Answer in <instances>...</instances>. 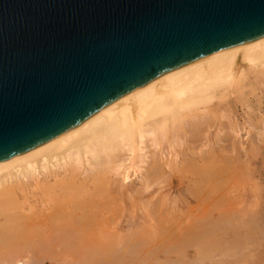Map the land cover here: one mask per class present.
<instances>
[{
	"label": "bare ground",
	"instance_id": "6f19581e",
	"mask_svg": "<svg viewBox=\"0 0 264 264\" xmlns=\"http://www.w3.org/2000/svg\"><path fill=\"white\" fill-rule=\"evenodd\" d=\"M257 92L264 94V35L166 70L53 138L0 161V264H134L132 260L136 264H230L246 248L250 256L251 250L256 251V258L259 250H254L255 244L249 247L255 231H243L251 223L248 218L257 217L260 203L252 199L257 209L252 204L249 210L257 212L246 210L248 220L243 215L245 222L240 218L242 224L236 223V212L230 211L233 205L241 206V201H235L241 198L232 189L239 190L242 183L230 181V176L237 168L240 171V165L230 166L233 148L226 150L231 152L229 157L223 145L227 140L217 137L227 127L221 121L229 119L231 105L249 109L250 98ZM212 133L218 152L211 148ZM228 144L234 147L235 141ZM228 165L230 172L225 170ZM225 173L232 178L227 177L230 190L226 183L220 186ZM183 180L191 184L185 186L187 199L202 210L194 204L192 209L200 213L191 210L194 216L176 219L166 215L171 209L162 211L167 199L164 189L165 184L174 188ZM135 183L138 197L152 195L153 202H140L139 211L147 214L148 228H153L134 240L132 227L133 249L125 247L130 241L126 233L122 238L128 240L117 248L122 232L114 234L107 215L112 209L127 212L133 206L126 197ZM221 187L227 188L228 195L233 192L230 199ZM234 193L238 195L233 199ZM204 204L207 208H202ZM115 257L131 261L117 263Z\"/></svg>",
	"mask_w": 264,
	"mask_h": 264
},
{
	"label": "water",
	"instance_id": "95a60500",
	"mask_svg": "<svg viewBox=\"0 0 264 264\" xmlns=\"http://www.w3.org/2000/svg\"><path fill=\"white\" fill-rule=\"evenodd\" d=\"M261 35L264 0H0V161Z\"/></svg>",
	"mask_w": 264,
	"mask_h": 264
},
{
	"label": "rangeland",
	"instance_id": "374dc122",
	"mask_svg": "<svg viewBox=\"0 0 264 264\" xmlns=\"http://www.w3.org/2000/svg\"><path fill=\"white\" fill-rule=\"evenodd\" d=\"M263 97V98H262ZM233 104H235V103H233ZM233 108V109H232ZM231 112L230 113H228L229 114V119L226 121V120H222L221 122H222V126L224 125L225 126V124H226V126L228 127H223V129L224 130H222V132H221V134L220 133H218L217 135H218V137L217 138H221V136H222V138H225L226 140V144H223L224 145V147H228V148H226L225 149V152L226 153H228L227 155L229 156V157H234V158H231V163L232 164H230V166L231 165H235L236 166V163H237V165H240V166H238V167H240V171H239V168H234V169H236L235 170V172H234V169H233V172H234V175L236 176H241L242 177V179H241V177L239 178V177H235L236 179H235V181L233 180L234 179V175L232 176H230L229 174H233V172H231V173H229V174H227V176H226V173H228L227 171H225L226 173H225V177H224V175H222V177H224V178H226V179H224L223 178V180L225 181V180H227V177H228V179H232V180H230V181H233V182H235V183H237L238 181V185L240 186V184H241V187L239 188V190H237V188H235V189H232V191H236L238 194H236V193H234L232 196H231V198H233L234 199V197L235 196H239L240 198H238V199H240L239 201L238 200H235V201H237L238 203H240V201H241V206H238V208H236V207H234L235 208V211H234V208H232L234 205H233V203L232 204H229L228 205V207L231 205H233L232 207H231V210L232 211H230V212H236L235 213V221H236V223H238V222H240V220H241V222L242 221H244L245 220V218H244V216L246 217V220L245 221H247L248 219H249V221H251V223H249V221L247 222V223H249L250 225H248L247 223H245V225L247 224L248 226H247V228L248 229H245L243 232H246V231H250V232H253V230L255 231V233L253 232V233H251L252 235H251V237H253L252 239H253V244H252V242L249 244V247H250V245H252V247L254 246V244H255V247H254V250L256 249H258L259 251L257 252V253H259V254H261L260 256H259V254H258V256L256 255V258H255V252L256 251H254L253 252V250H251V256L249 255V253L250 252H248V248H246V250H241L239 253L240 254H242V251H243V257L241 258L240 257V255H239V253L236 255V259H234L232 262L231 261H229L230 262V264L232 263V264H264V236H262V234L264 235V229H262L263 227H264V219H262L263 217V214H264V212H261V211H259L260 210V206H262L261 204H263L264 203V192H263V190H264V94H261V92H257L256 93V97H251L250 98V102H249V109L248 108H246L245 106H242L241 104H239V103H237V105L235 104V106L234 105H231ZM229 109V110H230ZM246 111V112H245ZM250 111V112H249ZM247 114V115H246ZM246 116V117H245ZM260 116V117H259ZM257 117H259V118H257ZM261 118V119H260ZM255 119V120H254ZM259 122H257V121ZM260 120V121H259ZM230 121V122H229ZM243 123L245 124V125H243ZM255 123H258V125H257V127H254V125H255ZM252 124V125H251ZM259 124H260V126H259ZM229 125V126H228ZM247 125V126H246ZM237 126V127H236ZM239 126V127H238ZM250 126V127H249ZM252 126V127H251ZM262 126V128H259V127H261ZM230 127V128H229ZM248 127L249 128H251V129H248ZM237 128L239 129V132H238V130H237ZM234 129V130H233ZM240 129H242V130H240ZM256 131H255V130ZM226 130V131H225ZM229 130H230V132H229ZM254 130V131H253ZM262 130V131H261ZM232 131H234V133L232 132ZM228 133V134H226V133ZM248 132V133H247ZM247 133V134H246ZM214 134L215 133H212V136H211V140L213 141V145H212V149H213V151H217L218 152V150H219V146L216 144V139H214ZM223 134V135H222ZM233 134V135H232ZM237 134H238V136H237ZM250 134V135H249ZM221 135V136H220ZM225 135H227V136H231L230 137V139L232 140H230L228 137L226 138V136ZM235 135V136H234ZM216 136V135H215ZM220 136V137H219ZM256 136V137H255ZM213 137V138H212ZM253 137V138H252ZM214 139V140H213ZM229 139V140H228ZM229 141V142H228ZM233 141H235V145H234V147L232 146V147H229V145L230 144H228V143H230V142H233ZM241 141V142H240ZM245 142V143H244ZM248 142V143H247ZM212 143V142H211ZM210 143V144H211ZM242 143H244V144H242ZM216 144V145H215ZM240 144H242L241 146H243V147H241L240 146ZM232 145V144H231ZM230 145V146H231ZM261 145V146H260ZM248 146V147H247ZM232 149V151H233V154H231L230 155V153L231 152H229V150L230 149ZM241 148V149H240ZM227 149H229L228 150V152L226 151ZM237 149V150H236ZM231 151V150H230ZM245 152V153H244ZM225 153V154H226ZM224 154V155H225ZM238 155V157H237V159L235 158L236 156L235 155ZM242 154V155H241ZM226 156V155H225ZM244 157H246L245 159H244ZM248 158V159H247ZM241 160V161H239V160ZM243 160H245L246 162H243ZM179 161H180V163H181V159H179ZM242 162V163H241ZM244 164V165H243ZM248 164V165H247ZM230 166L228 165V166H226V168H225V170H230V171H232L231 170V168H230ZM230 169H229V168ZM237 167V166H236ZM245 168H247V169H245ZM244 169V170H243ZM241 172L240 174H238L239 172ZM242 170V171H241ZM229 171V172H230ZM237 173V174H236ZM248 173V174H247ZM232 177V178H230V177ZM221 178V177H220ZM237 179H238V181H237ZM241 179V180H240ZM132 180H134V179H132ZM221 181H223L222 180V178L220 179ZM223 181V182H224ZM256 181V182H255ZM222 182V183H223ZM229 182V180H227V182L225 181L224 182V184H222L221 183V185L220 186H225V183H226V185H227V183ZM231 183L230 182V184L233 186V185H236V186H238L237 184H235V183ZM245 182V183H244ZM137 184L138 183H135L134 184V186H133V189H131V191H130V195H128V197H126V199H127V201H128V203H132V207L131 208H129V209H127V212H124V211H122V210H120V209H112V211H110L109 212V215H107V216H109L108 218L110 219H108L110 222H109V226L111 225V223L113 224V226L111 225V228H115L114 229V234L116 233H121L120 235H118L117 237L119 238V240H118V238H117V243H118V245H119V243L120 242H126L129 238H130V236L132 237V234H133V236L134 235H136V236H134V237H132L134 240L135 239H137L138 237L137 236H143V235H145L144 234V231H145V229H146V231H145V233L146 232H148V230H152V226H150L149 225V227H152L151 229H149L148 228V224L149 223H151V220L147 217V214L145 213V212H143L142 210L141 211H139V209H140V207H141V205H140V202H146V200L147 199H149V201H147V202H153V199H152V195H150V196H145V197H143V198H140V197H138V195L135 193V191H134V189H136V187H137ZM186 184L188 185L189 183H187V180H183L182 181V183H181V185H178L177 187H174V188H170L171 187V185H168V184H165V193H166V198L167 199H164L163 200V203H162V206H161V208H162V211H166V212H168L169 211V209H171L170 211L173 213H171L170 211L168 212V213H166V215L168 216V214H171V215H173L174 216V218H176V219H179V217L177 218V216H181L180 218H186V216L187 217H189V216H194V214H198V213H200L201 211H198L197 212V210L198 209H200V208H198V206H197V204H195V203H193V202H189V200L187 199V197H186V194H185V191H186ZM259 184V185H258ZM243 185V186H242ZM262 185V186H261ZM186 186V187H185ZM189 186H191V184H189L188 185V187ZM229 185H227L226 187H228ZM235 186V187H236ZM261 186V187H260ZM260 187V188H259ZM221 188H224L225 189V191L227 190V188H225V187H221ZM232 187H228V190H230ZM228 190L226 191L227 192V194H226V196H225V198L227 197V196H229L230 194H232L233 192H231L230 191V194L228 195ZM254 191V193H253V191ZM221 191V190H220ZM219 191V192H220ZM223 191V190H222ZM224 191V192H225ZM133 192V193H132ZM170 192V193H169ZM260 192V193H259ZM263 193V195H262V193ZM222 193V192H221ZM243 193V194H242ZM247 193H248V196H247ZM252 193V195H250ZM218 195V194H217ZM219 195H220V193H219ZM254 195V196H253ZM132 196V197H131ZM221 197L222 196H224L223 194H221L220 195ZM220 196H215L216 197V199H217V197H220ZM251 198H250V197ZM257 196V197H256ZM147 197V198H146ZM150 197V198H149ZM215 197L214 198H212L211 200V202H210V200H209V203L208 202H205L206 204L208 203V204H210V203H213L214 202V200H215ZM210 198V197H209ZM228 199H230V196L229 197H227ZM255 198V200L257 201V203L259 202L260 203V205H259V203L257 204L256 203V205H259L258 206V212L259 213H256L255 212V208H256V205L254 204L255 202H254V200H252V199H254ZM132 199V200H131ZM150 199H152V200H150ZM184 199V200H183ZM235 199H237V197L235 198ZM249 199V200H248ZM166 200V201H165ZM185 200H187L186 202H185ZM232 200V199H231ZM231 200H229L230 202H234L233 200L231 201ZM244 200V203L242 202ZM252 200V201H251ZM33 201V200H32ZM173 201V202H172ZM228 201V200H227ZM250 201V202H249ZM188 202H189V206H191V209H189L190 207H188ZM235 203V204H238V203ZM247 202H249V203H247ZM254 202V203H253ZM243 203V204H242ZM246 203V204H245ZM166 204H167V206H166ZM173 204V205H172ZM187 206H186V205ZM196 205V207L198 208L196 211L194 210V209H192V207L194 208L195 207V205ZM207 204V205H208ZM252 204H254L252 207L254 208V209H252L251 207H250V209H252V210H254V213H256L257 214V217H256V215H255V219H250L251 217H249L250 215L248 214V213H251V211L249 210V205H252ZM127 205V204H126ZM240 205V204H239ZM244 207H243V206ZM246 205V206H245ZM264 205V204H263ZM138 206V207H137ZM206 205L204 204L203 206H202V208H204ZM167 207V208H166ZM195 207V208H196ZM242 207V208H241ZM187 208H188V210H187ZM205 208H207V207H205ZM230 208V207H229ZM264 209V206L263 207H261V209ZM237 209V210H236ZM238 209H239V211H238ZM257 209V208H256ZM116 210L118 211V213L120 214V216H118L119 214H116L117 212H116ZM187 210V211H186ZM192 210L193 211V213H192V211L190 212V211ZM200 210H202V209H200ZM245 211V212H243V211ZM246 210L248 211H250V212H248V213H246ZM115 211V213H113L112 214V212H114ZM160 211H161V209H160ZM181 211V213H180V215H178L179 214V212ZM186 211V212H185ZM243 213H242V212ZM262 211H264V210H262ZM185 212V213H184ZM113 215H111V214ZM143 213V214H142ZM182 213H183V216H182ZM263 213V214H262ZM160 214H164V212L162 213H160ZM175 214V215H174ZM189 214V215H188ZM191 214V215H190ZM248 215V219H247V216L246 215ZM251 214H253V211H252V213ZM113 217H111V216ZM145 215V216H144ZM165 214L164 215H161V216H166ZM241 215V216H240ZM244 215V216H243ZM261 216V217H260ZM111 217V218H110ZM147 219H146V218ZM241 218V219H240ZM117 220L116 221V223L114 224V221L113 220ZM240 219V220H239ZM263 221H262V220ZM147 220H149V221H147ZM260 220L263 222H261L260 223ZM142 221V222H141ZM244 221V222H245ZM256 221V222H255ZM258 221H259V223L261 224V226H263V227H261L260 225H258L259 223H258ZM118 222V223H117ZM240 222V223H241ZM252 222H253V225H255L256 223V229L258 230V229H260L261 228V230L259 231V233H257L256 232V229H255V227L252 225ZM242 224V223H241ZM133 225V226H132ZM152 225V224H151ZM108 226V227H109ZM117 226V227H116ZM235 226V225H234ZM260 226V227H259ZM132 227H134L133 228V231L135 232H133V231H131L132 230ZM145 227V228H144ZM147 227V228H146ZM251 227V228H250ZM254 227V228H253ZM110 228V227H109ZM110 228V229H111ZM120 228V229H119ZM126 228L128 229V230H126ZM235 228H237V226H235ZM252 229V230H250V229ZM135 229V230H134ZM112 230V229H111ZM115 230H116V232H115ZM118 230H120V231H118ZM129 230L131 231V232H129ZM140 230V231H139ZM113 231V230H112ZM118 231V232H117ZM125 231V232H124ZM139 231V232H138ZM142 231H143V233H142ZM241 231V233H243L242 232V230H240ZM262 231H263V233H262ZM133 232V233H132ZM113 233V232H112ZM124 233H126V238H128L127 240H123V238L122 237H124V239H125V235H124ZM127 233H129L128 235H127ZM132 233V234H131ZM137 233H139V235L137 234ZM131 234V235H130ZM140 234H142V235H140ZM253 234H254V236H253ZM263 237H261L260 235ZM130 235V236H129ZM245 235V233L243 234V236ZM260 236V237H258L259 239L256 241V240H254L255 238L257 239V236ZM115 237V236H114ZM116 238V237H115ZM121 238H122V240H121ZM132 238H130V241L128 240L127 242H129V243H127V245L125 246V247H127V249H129V250H132L133 249V247H134V242H133V239ZM263 239V240H262ZM239 240V239H238ZM256 241V242H255ZM131 242H133V244L131 243ZM255 242V243H254ZM262 242V243H261ZM123 243H120V245L118 246L117 245V248H119L120 246H122V244ZM257 243V244H256ZM131 244H132V246H131ZM130 245V246H129ZM261 245V246H260ZM248 247V246H247ZM258 247V248H257ZM263 247V248H262ZM260 248H261V250H260ZM250 249H253V248H251L250 247ZM249 249V250H250ZM246 252H248V253H246ZM256 253V254H257ZM244 254H246V255H244ZM239 255V256H238ZM247 255H249L248 257H249V260H248V257L247 258H245ZM254 256V257H253ZM257 257H259L258 259L260 260L259 262H258V259H257ZM117 257H115L114 258V260L116 259ZM124 259V262H121L122 260ZM122 260H118V258L114 261V262H117L118 263V261H119V263L121 262V263H126L127 261H129V263H130V259L128 258V257H125V258H123ZM128 259V260H127ZM247 259V261H245ZM255 259H257V261L255 260ZM118 260V261H117ZM239 260H241V261H239ZM244 262H243V261ZM255 260V261H254ZM126 261V262H125ZM239 261V262H238ZM253 261V262H252ZM48 262V261H47ZM249 262H251V263H249ZM49 263V262H48ZM131 263H134V264H136L135 263V260L133 261L132 260V262ZM49 264H54L53 262H50ZM228 264V263H227Z\"/></svg>",
	"mask_w": 264,
	"mask_h": 264
}]
</instances>
